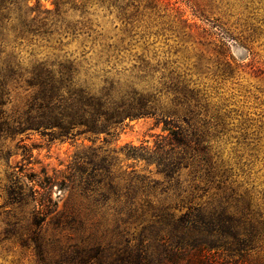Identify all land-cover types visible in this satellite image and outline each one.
<instances>
[{
    "label": "rangeland",
    "instance_id": "rangeland-1",
    "mask_svg": "<svg viewBox=\"0 0 264 264\" xmlns=\"http://www.w3.org/2000/svg\"><path fill=\"white\" fill-rule=\"evenodd\" d=\"M41 4L52 12L42 33L19 40L11 33L0 46V67L10 60L24 76L9 84L7 116L22 113L34 93L28 72L43 67L58 76L73 67L94 93L120 83L159 109L178 88L193 115L189 134L202 143L180 161L171 130L155 117L127 120L111 136L0 139V264H63L78 248L136 245L155 216L189 209L225 210L256 237L243 255L213 250L211 264H264V0H75L58 18L54 0ZM77 154L88 159L83 179L94 193L86 199L79 189L54 188L57 208L41 228L40 254L21 240L34 203L5 205L3 187L21 165L68 177Z\"/></svg>",
    "mask_w": 264,
    "mask_h": 264
},
{
    "label": "trees",
    "instance_id": "trees-1",
    "mask_svg": "<svg viewBox=\"0 0 264 264\" xmlns=\"http://www.w3.org/2000/svg\"><path fill=\"white\" fill-rule=\"evenodd\" d=\"M30 1L0 0V46L7 42L11 33L16 40L25 39L42 33L47 26V17L52 12L43 9L41 0H36L34 7L30 6ZM74 1L54 0V15L61 17L62 9L71 4L75 6ZM18 66L8 60L0 67V139L28 132L63 142L81 136H111L127 120L155 117L158 124L163 123L171 130L170 151L176 153L180 161L187 153L195 151L192 144L200 146L202 143L201 136L189 134V127L194 126L193 115L187 97L178 88L172 93L170 107L159 109L151 96L133 88L125 90L120 83L110 82L100 93H94L93 86L82 81L73 67L64 68L58 76L43 67L28 72L30 78L26 84L34 93L22 113L9 117L4 111L9 84L24 77ZM183 123L188 129L181 128ZM32 150L25 149L28 164L33 158ZM157 153L152 151V155ZM87 160L85 154H77L70 176L63 179L51 177L46 169L31 172L27 165L16 167L9 176L3 187L5 205L22 207L29 200L35 205L29 235L26 239L21 238L26 246L30 242L37 252H43L41 228L48 216L56 211L57 202L52 197L55 187L59 190L79 189L86 199L94 193L89 178L83 179L89 164ZM202 213L203 209H189L177 218L169 210L168 214L155 216L158 219L154 227L149 235L140 237L138 244L109 249L100 246L78 248L76 254L65 258L63 264H91L93 260L97 264H211L208 256L213 250L224 249L243 255L255 242L252 231L245 229L243 233L241 219L227 211L209 216ZM162 233H166V237H161ZM163 240L167 241L161 243Z\"/></svg>",
    "mask_w": 264,
    "mask_h": 264
}]
</instances>
